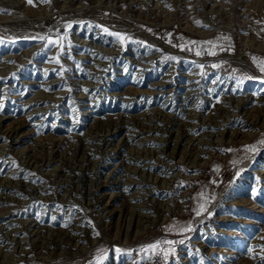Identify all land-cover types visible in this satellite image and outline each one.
Instances as JSON below:
<instances>
[{
  "label": "rangeland",
  "instance_id": "374dc122",
  "mask_svg": "<svg viewBox=\"0 0 264 264\" xmlns=\"http://www.w3.org/2000/svg\"><path fill=\"white\" fill-rule=\"evenodd\" d=\"M239 56L264 77V0H0V264H264Z\"/></svg>",
  "mask_w": 264,
  "mask_h": 264
},
{
  "label": "bare ground",
  "instance_id": "6f19581e",
  "mask_svg": "<svg viewBox=\"0 0 264 264\" xmlns=\"http://www.w3.org/2000/svg\"><path fill=\"white\" fill-rule=\"evenodd\" d=\"M131 29H133V32L134 33H139V34L143 35L144 36L143 39H145V40L147 39L148 41H150L151 45H153L158 50L164 51V53L167 50H168V52L170 51L169 47H167L164 44L160 43L159 41L155 40L146 31L141 30V29H137L135 27H131ZM170 52H172V51H170ZM172 53L173 54H171V55H174L177 58H179V59H181V60H183L185 62H188V61H192L193 60V59L191 60L189 57H187V56H185L183 54L176 53V52H172ZM230 61L233 62L235 65L241 66L244 70H246L248 73H250L252 75V77L254 78L253 79V82H255L252 85H254V86L261 85L262 87H264V77L261 76L260 74H258L256 72L255 68L251 65V63H249L244 57H241V56L235 57V58L230 59ZM194 62L202 63V61H198V60H195Z\"/></svg>",
  "mask_w": 264,
  "mask_h": 264
},
{
  "label": "snow or ice",
  "instance_id": "6c2138e0",
  "mask_svg": "<svg viewBox=\"0 0 264 264\" xmlns=\"http://www.w3.org/2000/svg\"><path fill=\"white\" fill-rule=\"evenodd\" d=\"M27 2L29 3V4H32L33 3V0H27ZM45 2H47V0H45ZM105 31H107V30H105ZM117 37H118V39H120V40H123L124 39V37L123 36H120V34H115ZM51 43H55V41H52ZM197 55H199V53H197ZM261 71H264V64H262V66H261ZM262 143H264V141H262ZM197 214H199V213H197ZM53 219H55V217H53ZM164 243H167V244H172L173 243V241H164ZM181 243H182V241H181ZM150 248H152V249H155V248H157V247H159V243L158 244H154V245H150L149 246Z\"/></svg>",
  "mask_w": 264,
  "mask_h": 264
},
{
  "label": "built area",
  "instance_id": "2783aa9c",
  "mask_svg": "<svg viewBox=\"0 0 264 264\" xmlns=\"http://www.w3.org/2000/svg\"><path fill=\"white\" fill-rule=\"evenodd\" d=\"M221 2H222V0H216L217 4H220ZM197 9H198V12H200V14H201V12H204V9L202 6H197ZM212 16L216 18L215 14H212Z\"/></svg>",
  "mask_w": 264,
  "mask_h": 264
}]
</instances>
